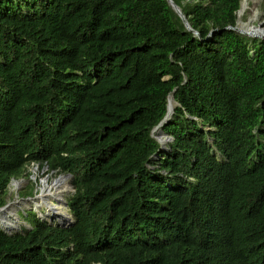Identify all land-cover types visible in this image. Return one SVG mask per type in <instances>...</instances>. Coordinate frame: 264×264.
<instances>
[{
  "label": "trees",
  "instance_id": "trees-1",
  "mask_svg": "<svg viewBox=\"0 0 264 264\" xmlns=\"http://www.w3.org/2000/svg\"><path fill=\"white\" fill-rule=\"evenodd\" d=\"M173 1L200 37L168 0H0V207L31 165L75 190L0 264H264V39Z\"/></svg>",
  "mask_w": 264,
  "mask_h": 264
},
{
  "label": "bare ground",
  "instance_id": "bare-ground-1",
  "mask_svg": "<svg viewBox=\"0 0 264 264\" xmlns=\"http://www.w3.org/2000/svg\"><path fill=\"white\" fill-rule=\"evenodd\" d=\"M247 4V0H242L239 16H241L245 9H247ZM238 26L248 31L250 34L248 36H258L262 33V31L254 25L245 24L241 20V18H239ZM175 104L176 102L173 96L171 95L168 100V112L165 120H168L173 114ZM160 130V127H157L154 131V135L158 137V140H160L161 145H163L164 147L167 141L165 138H163V136H161L162 133ZM69 188L70 179L66 176H60L54 179L51 184L44 182L41 188V192L39 194H36V196L30 197L22 201L13 202L10 206L0 210V227L5 228L9 233H11L12 231H16L17 229H19V227H22L21 221L17 216V213L14 212V210L12 211L16 203L19 205L20 208H34V210L43 218H47L49 220L56 219L57 222L62 225L70 224L71 220L73 219V216L68 212L67 208L64 206V195L65 192L69 190ZM43 209H45L46 211L44 212Z\"/></svg>",
  "mask_w": 264,
  "mask_h": 264
},
{
  "label": "rangeland",
  "instance_id": "rangeland-1",
  "mask_svg": "<svg viewBox=\"0 0 264 264\" xmlns=\"http://www.w3.org/2000/svg\"><path fill=\"white\" fill-rule=\"evenodd\" d=\"M247 3H248L247 9H245V11L243 12V14L241 16H239L240 11L238 12V23H239V18H241V20L245 24L254 25L255 27L261 28L264 31V0H247ZM248 37L257 38V36H248ZM175 106H176V104H175ZM161 136H163V138H165L167 141L165 146H164V147H166L170 141L168 140L166 135L162 134ZM159 142H160V140H159ZM161 146H163V145H161ZM29 170L32 172V174L29 176V178L12 180V182L9 186V191L5 196V200H6L5 205L8 204L7 207L10 206L11 203H13V202L22 201V200L28 199L30 197L36 196V194H39L41 192V190H42L41 188H42L44 182L51 184V182L54 179H56L60 176H66L70 179V188L67 192H65L64 202L68 201L70 196L74 193V187H73L72 182H71L72 177H69L66 174L56 173L55 171L49 172L47 166L40 168L37 165H34V166L31 165ZM28 190H32V194L25 193ZM64 206L66 207V205H64ZM66 208H67L68 212L71 214L69 207H66ZM13 210H14V212L17 213V216L19 217L21 224H22V231H20V232H27L28 230H30L33 227L34 217L35 218L38 217V218H41L43 220H48L49 223L54 224V225H59V223L57 222L56 219L49 220L47 218L41 217L34 210V208L33 209L32 208H30V209L20 208L19 205L16 203L14 205V208L12 209V211ZM43 211L45 212L46 210L43 209ZM32 213H34L35 215H33ZM2 217H5V216H2Z\"/></svg>",
  "mask_w": 264,
  "mask_h": 264
},
{
  "label": "water",
  "instance_id": "water-1",
  "mask_svg": "<svg viewBox=\"0 0 264 264\" xmlns=\"http://www.w3.org/2000/svg\"><path fill=\"white\" fill-rule=\"evenodd\" d=\"M168 2H169V4L172 6V8L174 9V11L176 12V14L181 18V20H182V22L184 23V26L189 30V31H191V32H193L195 35H197V36H199L200 37V35H199V33H198V31H196V30H194L193 28H192V26H191V24L189 23V21L187 20V18H186V16L183 14V12H182V10H181V8L173 1V0H168ZM241 9V8H240ZM240 9H239V11H240ZM238 11V12H239ZM238 21H237V24L235 25V26H228V27H226L225 29H229V30H235L236 32H239V33H241V34H245V35H250L249 34V32L248 31H246V30H244V29H242L240 26H238ZM258 29H260L261 31H262V33H261V35H258L257 37H259V38H264V31H263V29H261V28H258ZM166 116H167V114H166ZM166 116H165V118L162 120V122L160 123V124H158V126H156L154 129H153V131H152V134H153V136L154 137H156L155 135H154V131H155V129L157 128V127H159V126H162V124H163V122L165 121V119H166ZM163 133V132H162ZM164 135H166L167 136V138H168V140L169 141H171L172 140V137L170 136V135H168V134H165V133H163ZM156 139L158 140V138L156 137ZM159 141V140H158ZM164 150H168L166 147H162ZM67 176H69V177H72V175L71 174H66ZM8 205V204H7ZM7 205H5V206H1L0 207V210H2V209H4L5 207H7ZM65 205H66V207H68V202L67 201H65ZM75 223V221H74V219H72L71 220V223L70 224H68V225H62V224H59L61 227H69L70 225H73ZM3 231H5L6 233H8L9 235H12L13 233H9L7 230H5V229H3V228H1Z\"/></svg>",
  "mask_w": 264,
  "mask_h": 264
},
{
  "label": "clouds",
  "instance_id": "clouds-1",
  "mask_svg": "<svg viewBox=\"0 0 264 264\" xmlns=\"http://www.w3.org/2000/svg\"><path fill=\"white\" fill-rule=\"evenodd\" d=\"M75 191V190H74ZM72 214V213H71ZM73 215V214H72ZM73 219H74V216H73ZM48 221V220H47ZM74 221H75V219H74ZM49 222V221H48ZM71 226V225H70ZM15 233H24V232H15ZM14 232H13V234H15ZM8 234V233H7Z\"/></svg>",
  "mask_w": 264,
  "mask_h": 264
}]
</instances>
